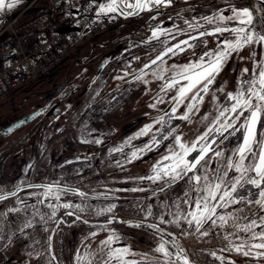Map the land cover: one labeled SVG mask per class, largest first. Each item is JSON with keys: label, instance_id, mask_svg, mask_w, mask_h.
<instances>
[{"label": "flooded vegetation", "instance_id": "obj_1", "mask_svg": "<svg viewBox=\"0 0 264 264\" xmlns=\"http://www.w3.org/2000/svg\"><path fill=\"white\" fill-rule=\"evenodd\" d=\"M110 1L112 2V0ZM173 2L178 5L182 3L177 0H172L171 4L167 6L156 5L152 9H143L135 15H128L126 13L123 14L120 9L124 11H131L134 8L131 7L128 9H124L115 0V3L118 7L117 12L123 14L124 18H135V16H138L141 13L144 14L138 20L134 19L136 30L143 27L144 24L153 16L159 18L162 15H167L168 11L172 8V5H175L172 4ZM135 3L136 0H134L133 5H135ZM203 4H206L208 10L211 9L209 12V14L211 15H213L214 13L219 14L221 11H223V13L226 14L225 16H231V7L250 8L247 5L248 0H228L227 2H223L220 4H217L215 0H208ZM101 15L106 19H110L105 28L101 30L103 31L111 27L113 23L110 17H107L102 13ZM260 15L261 13L254 12V19L257 22H259ZM146 19L148 20L146 21ZM122 21L124 22L125 20ZM201 26L202 27L192 29L186 33L177 35L173 34L172 37L169 38V41L164 43V45L161 46L157 52L145 58L139 64H136L135 67L129 69L127 73L139 68L142 64L150 60L160 50H162L169 44H176L183 38L188 39L190 35L198 36L199 31H211L216 25L206 24ZM227 26L233 27L235 26V22H229ZM118 33V36L110 37L104 43L99 44L96 47L99 49L94 55L92 54V49L91 55H88L83 60L81 59L85 62L82 63L81 60L80 62H78L79 65L81 64L85 67L84 70H88V73H80L70 79H66L69 78L67 77V74L65 77L61 78L58 83L53 85V88L42 97V102L37 104L33 109L27 111L30 112L38 107L44 106V109L40 114H47V122H45V124L43 123L40 129L41 133L45 130V128H47L46 126H49L50 124L54 125L55 117L50 116L54 112H56L59 104H71L73 107H71L70 111L73 112V110H75L82 101L84 102L87 99L90 100V97H88L89 95H87L89 89L91 88L93 82L98 78L102 70H104L105 67L113 59L121 55H126V57H136L137 55H139L138 50L133 49L134 46L128 47V35L132 32H128L125 29L123 32ZM125 34L126 36H122ZM161 38H163L162 35L148 39L147 41L139 43V45H142V47H144L145 45L150 46L155 44ZM224 38H230V34L224 33L223 36L219 37V39ZM205 42L207 43L205 44ZM217 42L218 36H205L196 41H189L190 44L194 45V47L192 48H189L186 45H181V47L185 48V51L180 52L178 49H174L176 55H172L171 53H167L166 55H164L161 60L157 61L156 63L164 59L165 62L171 63L169 64V66L172 65V74L168 75L159 84H157V86H155V88H153L146 97H144L143 99L140 98V102V95L143 94V92L147 89L139 86L135 87L136 89L132 91L125 90L123 92L122 99L112 98V96L110 95L108 96L109 98L107 97L108 100L105 102V104H103V107L100 108L99 114H102L103 116L84 117V110H82L79 116H69L65 118L61 122V126H63L59 128V131L54 135V138L50 139L48 137H43L39 140L38 143L34 141L33 133H13L18 129H23L24 127H26L38 115L28 123L14 129L12 132L6 135L0 134L1 136L12 135V138L9 140V142L7 141L3 144H0V171L5 173L4 171L10 168V166H13L15 164L14 162H16L17 160H23V162L31 163L32 161L37 159L35 164L37 163V161H44L46 164L51 165H53V163L55 162H58V168L72 169L73 171L76 170L72 173L79 174L80 179L87 180L91 177L101 178L102 176H104V178H102L103 181H99L101 182L99 184L103 183L106 186H109V190H111V192L106 195H102L109 196V198L101 199L116 201L123 199H132L134 197L140 196H148L161 192L160 189L164 188V182H153L152 180L147 179V177L153 175L152 166L156 164L157 161H160L163 156L167 155L170 148H175V141L172 136H169L166 140L163 137L167 135L168 131H170L172 128H175L176 132L174 133V135H180L182 138V142L190 143L196 138V136L204 133L205 130L210 125H212V121L217 115V104L222 107L225 103H227L225 93L236 91L238 82L242 78V70L245 68L249 69L248 76L250 78L251 71L253 69V60H259L261 56L264 55V47H261L257 44L245 47L242 51L239 52V54L234 53L228 63L224 66L221 73L216 77V80L211 86L209 93L203 94V102L197 105L199 110H193L192 112H189L187 120L180 119L179 117L183 116L187 112V106L190 102H192L191 96L195 93V90L184 97L182 103L176 105L172 103V98L176 96L180 85L178 84L171 89H162L164 85L167 84V82L172 80L174 74L181 70L182 66L187 65L190 62L194 63L198 61L204 52L210 49H215L217 46ZM253 52L256 53L255 57L252 56ZM93 57H97L95 58L96 60L94 62H89ZM102 60H106V63L100 70L98 76L93 81H90L92 74ZM153 65L154 64H151L150 66ZM150 66H148L147 68H149ZM142 71H140L139 73H141ZM137 74L131 79L125 81L127 82L134 79ZM176 79L179 80V77L177 76ZM125 81H123L122 83H125ZM183 83L186 82L181 81V84ZM220 87H223L225 89V92H217L216 90ZM111 89L108 91L101 90L100 95H102L103 97V95L107 92H110ZM137 92L138 94L140 93V95L137 96L138 100L136 102V97L134 98V94ZM213 93H215L218 97V101L212 100ZM127 100H132V102H129ZM150 105H155V107H151ZM88 106L89 105H86V107ZM173 107L177 108V111L175 113H172L171 111ZM113 110H115V112H112ZM27 112H24L23 114ZM118 114H120V116H117ZM161 117H163V123H157L156 121L160 120ZM204 117H207V119H205ZM56 120H58V118ZM240 123H243V119L237 121V125ZM149 125L151 127L144 135H137L141 132L142 129L145 128V126ZM97 129L103 132L102 135H100V133H97ZM258 130H264V128H261L258 125ZM154 136L157 140L160 141L159 145L152 144L151 150L145 151L143 153L137 152V158L132 159V152L138 149H143L146 145L151 144ZM242 136V132H237L236 135L230 136L229 139L224 141L223 144L214 145V147L223 149L225 154H228V156H230L232 155L231 150L235 149L238 146L242 139ZM97 140L101 141V143H96L95 141ZM225 147H231V149L229 151H226ZM114 149L119 150L116 151ZM32 153H34V156L31 158ZM217 162L219 161L214 160L211 167H214ZM235 174V172H232L233 176ZM32 182L17 183L14 188ZM172 185L171 187L164 190H169L170 188H172ZM70 186L78 187L80 190L89 193L85 189H81L75 183L71 184ZM30 188L34 187L21 188L15 193V195L27 189L29 190ZM139 188L144 189L143 192L132 191V189ZM252 191L255 192L256 190L252 189ZM244 194L247 195L246 192ZM228 208L244 209L243 212L238 214L241 217L240 223L245 222L243 220V217H248L252 213L259 214V209L256 205H246L244 203H241L237 204L236 206L230 205ZM223 210L224 209H218L217 211L221 215H227L228 213H230L224 212ZM68 212L73 211L59 212L50 223L51 225L49 227L47 237V249L48 254L51 257L52 264H65L64 259H62L63 261H61L60 263V260H57L55 256L53 237V255L50 252L49 237L54 224H56V228L54 229L53 235L56 230L61 229L62 227H69L76 221H81V223H83L84 225V228L86 229L84 233L96 232L97 234L106 236L105 238H107L112 230H115L118 235L124 233L121 231V227L117 226L111 228H103L104 226L109 224V218H111L113 221L110 225L115 222L124 223L129 222L130 220H136L134 218L123 217L121 215H103L97 218H88L80 214L78 215L75 212H73V215H67ZM76 216H80L81 219L77 220ZM84 221H87V223H85ZM139 221L141 220H138L137 222ZM228 227L229 222L225 227H220L219 225H217L216 227H212L211 225H209L205 228V231L209 232L207 236H201L198 232L195 231V228H191L187 232L189 233L187 234V238H184L181 235L173 234L167 228L163 229L168 233H172L173 238H175L179 245L185 250L190 264H222L221 260L218 261L211 255L212 252H215L216 254H218V256L224 258L223 264H229L230 261H235L236 264H264V257H245L243 255L237 254L235 251L227 250L229 246V240H231L233 243H239V240H237L236 238L237 235H239L240 237H243L245 235L244 233H238L236 231L229 230ZM26 229L28 230V228H23L0 235V264H32L33 248L31 244V238L29 234L26 233ZM259 230L260 229H256V231ZM225 237H228L229 239L226 240ZM105 238H102L95 243V255L89 254L92 247L79 253L81 256H86L83 264H87L88 260L95 261L96 259L100 258L99 249L100 247H102L100 242L102 240H105ZM27 241L30 242L29 246L26 245ZM112 246L114 248H128L129 252L124 256V259L126 261H135V264H162V261L167 259L162 254L152 253L151 249L145 250L137 246H129L121 237L119 241L115 242ZM206 251H210L209 256L212 257L210 261L208 259L202 260L204 254H207ZM76 254L77 252L73 254V264H77ZM200 254L202 255L200 256V258H198L197 256ZM60 255L63 256V251L60 252ZM53 257H55V259H53ZM101 264H103V260H101Z\"/></svg>", "mask_w": 264, "mask_h": 264}, {"label": "snow or ice", "instance_id": "obj_2", "mask_svg": "<svg viewBox=\"0 0 264 264\" xmlns=\"http://www.w3.org/2000/svg\"><path fill=\"white\" fill-rule=\"evenodd\" d=\"M20 2L21 0H0V12L5 9H13ZM149 2L157 6H167L171 4L172 0H136L135 5L129 4L127 7L143 10ZM259 3L264 5V0H259ZM115 11H118L115 0L99 6V13ZM230 11L232 12L231 16H225L221 11L219 14L214 13L211 16L202 17L206 23L216 26L211 31H199L198 36L190 35L187 40H181L179 44L167 49V53L176 55L174 49H178L180 52L185 51L181 45H186L189 48L194 47L189 41H196L205 36H218L215 49L204 52L198 61L182 66L181 70L175 73L172 80L165 84L162 89H171L178 84L180 85L176 96L172 98V103L176 105L182 103L184 97L195 90L191 96L192 102L187 106V112L179 117L180 119L187 120L189 112L199 110L197 105L203 102V94L209 93L216 77L234 53L239 54L245 47L253 44L264 47V6L255 9L231 7ZM254 12L261 13L259 22L254 19ZM127 14L134 15L136 12ZM232 21L235 22V26L228 27V23ZM185 23L188 24L189 29L202 27L188 21ZM224 33H229L230 38L219 39ZM157 34V30H153L152 38L157 37ZM167 53H160L151 63L155 64ZM252 56L255 57L256 53L253 52ZM147 67L148 65H145V68ZM248 74L249 69L242 70V78L238 82L236 91L225 93L227 103L222 107L217 104V115L213 119L212 125L190 143H184L180 135H174L175 128L168 131L163 138L166 140L172 136L175 141V148H170L169 153L152 166L153 175L147 179L153 182L163 181L164 188H161V191L181 181H186L189 185L183 197L178 198V202L175 203L176 212L172 214L173 219L165 220L161 215L160 224L169 223L175 227H180L181 221H184L189 228H195V231L201 236H207L209 234L208 231H205L207 226L225 227L231 219L232 226L237 229V232L245 235L243 237L237 235L236 238L239 243H233L229 240L227 250L235 251L245 257H264V130H258V125L264 128V55L259 60H253L250 78ZM177 76L179 80L176 79ZM139 78L137 77V79ZM181 81L186 83L181 84ZM216 91L225 92V89L220 87ZM212 100L218 101L215 93L212 94ZM150 106L155 107V105ZM171 111L175 113L177 108L173 107ZM204 118L207 119V117ZM241 119H243V123L237 125V121ZM156 122L163 123V117ZM150 127V125L145 126L137 135H144ZM237 132L243 133V139L235 149L231 150L232 155L226 156L223 149L214 147V145L223 144ZM95 142L101 143L99 140ZM159 143L160 141L154 136L151 144L146 145L143 149L133 151L131 158L136 159L137 152L143 153L151 150L152 144L159 145ZM114 150L118 151L119 149ZM214 160L219 162L211 167ZM232 172H235L236 175L233 176ZM37 187L40 186L37 185ZM44 187L45 195L70 191L58 186L54 189L52 185ZM252 189L256 191L253 192ZM137 190L132 189V191ZM245 192L247 195L244 194ZM9 195H15V193ZM79 195L84 196V193H79ZM3 199L5 197L0 195V200ZM56 199H60L59 195L56 196ZM241 203L256 205L259 214L252 213L248 217H243L245 222L239 223L241 217L238 213L244 209H236L235 212H230L227 215H221L217 211ZM181 204L188 205V209L186 211L181 210ZM60 206L64 208L74 207L80 212L86 210L80 205L70 203ZM114 208L115 205H109L98 210L96 214L110 213ZM10 211L12 210L10 209ZM73 214V212L67 213V215ZM51 215H56L55 207H53ZM148 215H152L151 206H149ZM76 219L79 220L81 217L76 216ZM84 222L87 223V221ZM112 222V219L108 220L109 224ZM160 224H151L148 227L161 233V241L155 251L167 258L162 261V264H190L185 250L175 238L170 242L164 239L165 230L160 227ZM136 226L139 227L140 225ZM256 229L260 230L256 231ZM166 234L172 236L170 232ZM184 234L189 233L185 232ZM90 235L95 236L96 233L93 232ZM119 239L118 233L112 230L107 239L100 242L102 245L99 249L100 258L95 261L88 260L87 264H101V260H103V264H135V261L124 259V256L129 252L128 248H114L112 246ZM225 239L228 240L229 238L225 237ZM169 243L175 252L169 250L167 247ZM211 255L217 260H221L223 264V257L217 256L215 252H212ZM85 259L86 256H81L78 250L77 264H83ZM229 264H236V262L230 261Z\"/></svg>", "mask_w": 264, "mask_h": 264}, {"label": "rangeland", "instance_id": "obj_3", "mask_svg": "<svg viewBox=\"0 0 264 264\" xmlns=\"http://www.w3.org/2000/svg\"><path fill=\"white\" fill-rule=\"evenodd\" d=\"M23 1L24 0H21V2L13 9H5L4 11L0 12V27L5 18L12 16ZM90 1L91 6L94 5L95 7V19L99 18V15L101 14L99 13V6L101 4L106 5L111 2L110 0ZM177 1L182 3L178 5L173 2L172 4L175 5H172V8L168 11L167 15H162L159 18L153 16L149 20L146 19V21H148L144 24V26L137 30L136 26L134 25V19L138 20L144 15L143 13L135 16V18L130 17L128 19L124 18V15L117 11L102 13L103 15L111 18L113 25L101 32H98L94 36L86 38L79 47L71 50L72 56L65 57L50 72L38 77L26 86L14 90L7 100H3L0 103V127L5 123L7 124L10 120L23 114L24 112L33 109L37 104L42 102V97L53 88V85L58 83V81L67 74V77L69 78L66 79H70L80 73H88V70H84L85 67L81 64L79 65L78 62H80L81 59L83 60L86 58L88 55H91L92 49V54L94 55L99 49L96 48L99 44L104 43L110 37L118 36V32H123L125 29L128 32H132L128 35V47L134 46L133 49L138 50L139 55L136 57H126V55H121L113 59L105 67V69L102 70L98 78L93 82L91 88L89 89L87 95H89L88 97H90V100L87 99L84 102L82 101L78 107L73 110V112L70 111L71 107H73L71 104H69L70 106L65 105L64 103L59 104L56 112L50 116L55 117L54 125L50 124L49 126H46L47 128H45L42 133L40 129L43 123L45 124V122H47V114L45 113L38 115L26 127L23 129H18L13 133H33L34 141L36 143H38L43 137H48L50 139L54 138V135L58 133L59 128L63 126H61V122L65 118L69 116H79L82 110H84V117L103 116L102 114H99V111L100 108L103 107V104H105V102L108 100V96L111 95L112 98L122 99V95L125 90L132 91L138 86L147 89L141 95L140 93L138 94V92L134 94V98L136 97V102L138 100L137 96L140 95V102V98L143 99L146 97L151 92V90L157 86V84H159L168 75L172 74V65L169 66L171 63L165 62L164 59L143 70L141 73L137 74L134 79L122 83L123 81L120 80L127 74V71L134 68L136 64H139L145 58L157 52L159 48L164 45V43L169 41V38H171L173 34L177 35L192 30L188 28V24H186L185 21L199 25H206L208 23H206L202 17L211 16V14H209L211 9L208 10L206 4H203L208 0ZM227 1L228 0H215L217 4ZM116 2L124 9L131 8L127 7V5L134 4V0H116ZM24 3L25 2L22 4ZM247 5L252 9L263 6L259 3V0H248ZM154 6H156L154 3L149 2L147 7L144 9H152ZM122 20L125 21L123 22ZM153 30H157V37L162 35L163 38L159 39L155 44L150 46L145 45L142 47V45H139V43L152 38ZM122 36H126V34ZM95 58L97 57L91 58L89 62H94L96 60ZM83 62L85 61H82V63ZM137 77L140 78L137 79ZM110 89L111 91L105 93L103 97L100 95L101 90L108 91ZM127 101L132 102V100ZM86 105L89 106L86 107ZM112 112H115V110ZM120 114L117 116H120ZM57 118L58 120H56ZM97 133L102 135L103 132L97 129ZM11 138L12 135H0V144H3L7 141L9 142ZM225 149L226 151H229L231 147H225ZM225 155L228 156V154ZM33 156L34 153H32L31 158ZM36 160L32 161L31 163L23 162V160H17L14 162L15 164L13 166H10V168L4 171L5 173L0 171V193L12 190L17 185V183H27L32 181L58 184L61 183L64 185H71L75 183L81 189H85L93 195L100 196L111 192V190H109V186H106L103 183L99 184L101 183L99 181H103L102 178H104V176L101 178L91 177L87 180H84L79 178V174L72 173L76 170L73 171L72 169L58 168V162H55L53 165H51L46 164L44 161H37L35 164ZM188 187L189 185L186 181H181L173 184L172 188L169 190H164L148 196H140L134 197L132 199L116 201L85 197L76 193L67 192H54L52 195H45L44 187L30 188L29 190L27 189L16 195L5 197V199L0 200V235L7 234L18 229L28 228V230L26 229V233L29 234L31 238V244L33 248L32 264H52V260L47 249V237L49 227L51 225L50 223L56 216L51 215L53 207L56 208V214L62 211H73L78 215L80 214L88 218H97L103 215H121L123 217H130L136 220H130L129 222L124 223L115 222L112 225L107 224L106 226L101 227H121V231L124 233L119 235V237L125 240L129 246H137L145 250L151 249L152 253L156 254L158 252H156L155 249L161 241V233L148 227V225L160 224L161 215H163L165 220H172V214L176 212L175 203L178 202V198L183 197V194ZM143 190L144 189L139 188L137 192H143ZM57 195L60 197L59 200L56 199ZM68 203L72 205H80L86 210L80 212L74 207L64 208L60 206ZM109 205H115V208L112 212H105L100 215L96 214L98 210L104 209ZM149 206H151L152 215H148ZM188 207L189 206L186 204H181V210L186 211ZM10 209L12 211H10ZM236 209L240 208H226L223 211L235 212ZM138 220L141 221L137 222ZM238 222L240 223L241 221L239 220ZM136 225L140 226L137 227ZM160 227L167 228L173 234L181 235L184 238H187V235L184 233L191 229L184 221H181L180 227H175L169 223L160 224ZM228 229L237 232V229L232 226L231 219L229 220ZM84 231H86V229L84 228V225L81 223V221H76L69 227H62L61 229L56 230L53 235V246L55 256L57 260H60V263L63 261L62 259H64L65 264H73L74 253L78 252V250L79 253H81L90 249L91 247L92 249H90L89 254L95 255V243L106 236L99 235L96 232L95 236H91L90 232L84 233ZM166 233L168 232L165 231L164 239L170 242L173 239V236H168ZM26 245L29 246L30 242L27 241ZM167 247H169L170 251L175 252V249L172 248L171 243H169ZM61 251H63V256L60 255ZM206 253L207 254H204L202 260L208 259L210 261L212 259V257L209 256L210 251H206ZM201 255L202 254L198 255L197 257L200 258Z\"/></svg>", "mask_w": 264, "mask_h": 264}, {"label": "built area", "instance_id": "obj_4", "mask_svg": "<svg viewBox=\"0 0 264 264\" xmlns=\"http://www.w3.org/2000/svg\"><path fill=\"white\" fill-rule=\"evenodd\" d=\"M89 0H27L0 27V101L51 71L104 28Z\"/></svg>", "mask_w": 264, "mask_h": 264}, {"label": "water", "instance_id": "obj_5", "mask_svg": "<svg viewBox=\"0 0 264 264\" xmlns=\"http://www.w3.org/2000/svg\"><path fill=\"white\" fill-rule=\"evenodd\" d=\"M120 11L124 14V13H129V12H133L135 11L136 14L140 11L138 9H133L131 11H124L122 9H120ZM135 15V14H134ZM182 40H187V38H183ZM180 43V42H178ZM176 43V44H178ZM176 44H169L168 46H166L165 48H163L162 50H160L154 57H152L150 60H148L147 62H145L144 64H142L139 68H137L136 70L132 71V72H129L127 73L121 80L122 81H125V80H129L131 79L132 77H134L137 73H139L140 71H142L143 69H145V65H148L150 66L152 63L151 61L155 60V58L160 55V53L162 52H165L167 53V49L169 47H173L174 45ZM106 63V60H102L96 70L94 71V73L92 74L91 78H90V81H93L99 74L100 70L102 69V67L104 66V64ZM168 83V82H167ZM44 109V106L42 107H38L30 112H27L17 118H15L14 120L10 121L9 123L5 124L4 126H2L0 128V134H8L10 132H12L14 129L20 127L21 125H24L26 123H28L29 121H31L35 116H37L42 110ZM242 139H243V136H242ZM241 139V141H242ZM240 141V142H241ZM37 185H39L40 187H44L46 185H52L53 188H56L57 186L61 189H69L70 191H67V192H71V193H84V196H89V197H93V198H109V196H97V195H93V194H90V193H86L82 190H80L79 188L75 187V186H69V185H64V184H58V183H46V182H32V183H28V184H25V185H22V186H18L16 188H14L13 190L11 191H8V192H5V193H1L0 195L4 196V197H7V196H10L9 194L10 193H16L19 189L21 188H26V187H37ZM45 188V187H44ZM111 219V218H109ZM56 228V224H54L53 226V229L50 233V237H49V246H50V252L51 254L53 255V251H52V237H53V232H54V229ZM51 238V239H50Z\"/></svg>", "mask_w": 264, "mask_h": 264}, {"label": "crops", "instance_id": "obj_6", "mask_svg": "<svg viewBox=\"0 0 264 264\" xmlns=\"http://www.w3.org/2000/svg\"><path fill=\"white\" fill-rule=\"evenodd\" d=\"M19 6H20V5H19ZM19 6H18V7H19Z\"/></svg>", "mask_w": 264, "mask_h": 264}]
</instances>
